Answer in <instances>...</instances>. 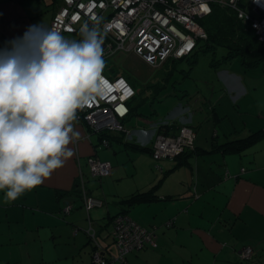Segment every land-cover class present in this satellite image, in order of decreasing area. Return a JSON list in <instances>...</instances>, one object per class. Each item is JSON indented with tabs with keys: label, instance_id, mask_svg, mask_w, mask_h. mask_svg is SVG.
<instances>
[{
	"label": "crops",
	"instance_id": "obj_1",
	"mask_svg": "<svg viewBox=\"0 0 264 264\" xmlns=\"http://www.w3.org/2000/svg\"><path fill=\"white\" fill-rule=\"evenodd\" d=\"M58 3L0 0V53L7 51L21 62L36 59L44 33L29 28L49 30ZM17 40L14 49L11 42ZM213 69L190 71L189 76H198L199 87L187 78L186 86H167L160 93L169 106L191 107L196 138L194 152L159 161V170L148 152L126 150L117 140L104 147L84 122L74 121L80 135L69 145L73 156L63 167L14 201L5 202L0 191V264H91L87 219L106 254L115 255L109 219L124 211L157 241L156 248L129 253L125 264H235L245 246L255 252L249 263L264 264V62L245 68L234 60ZM167 114L178 117L182 112L174 108ZM131 122L147 125L142 117ZM256 131L261 132L239 152L216 147ZM123 151L134 155L127 167L116 158ZM89 157L111 162L110 176L91 177ZM76 186H84L104 205L87 211L82 196L72 193ZM149 190L154 200L122 203ZM64 202L71 204L68 214L62 211Z\"/></svg>",
	"mask_w": 264,
	"mask_h": 264
},
{
	"label": "built area",
	"instance_id": "obj_2",
	"mask_svg": "<svg viewBox=\"0 0 264 264\" xmlns=\"http://www.w3.org/2000/svg\"><path fill=\"white\" fill-rule=\"evenodd\" d=\"M213 4L234 10L238 18L251 23L257 38L264 41V0H59L49 30L66 36L69 41L80 40L81 25L88 22L91 27L92 18H98L104 35V61L125 55L135 57L149 67L159 68L169 59L188 56L198 40L206 39V32L198 21L211 13ZM247 9H250L249 13ZM102 77L103 97H97L90 105L77 110L75 121H83L94 132L123 131L121 120L129 114L127 102L134 97L135 90L122 76L110 78L102 73ZM184 113L187 116L178 118L180 127L176 134H156L154 159H172L193 148L196 133L189 125L191 113L188 108ZM175 121L165 120L160 125H173ZM155 127L152 128L153 134ZM103 145L107 146V143L103 141ZM87 165L90 176L97 179L108 177L112 171L109 162L93 157L88 158ZM83 202L87 211L104 205L102 200L84 194ZM71 210V204L65 202L62 211L68 214ZM111 232L117 249L115 257L107 256L106 252L103 254L95 241L94 226L89 222L86 233L94 244L91 264L123 262L133 250H140L145 245L157 246L153 234L126 214L113 218ZM239 254L243 260H248L254 251L251 247H244Z\"/></svg>",
	"mask_w": 264,
	"mask_h": 264
},
{
	"label": "clouds",
	"instance_id": "obj_3",
	"mask_svg": "<svg viewBox=\"0 0 264 264\" xmlns=\"http://www.w3.org/2000/svg\"><path fill=\"white\" fill-rule=\"evenodd\" d=\"M69 41L43 25L37 58L0 53V191L14 201L42 184L73 156L77 110L103 97L104 35L100 19ZM28 32L25 33V38ZM13 48L19 41H12Z\"/></svg>",
	"mask_w": 264,
	"mask_h": 264
},
{
	"label": "trees",
	"instance_id": "obj_4",
	"mask_svg": "<svg viewBox=\"0 0 264 264\" xmlns=\"http://www.w3.org/2000/svg\"><path fill=\"white\" fill-rule=\"evenodd\" d=\"M249 11L250 9H247L248 13ZM198 23L205 30L206 35H207L206 39L198 40L195 44V48L188 56L184 58H180V59H169L159 68H154L155 70L157 69L162 70L163 68H166V71H161L159 78L158 79L156 78V80H151L152 77L147 79V81H150V84H148L146 87L147 90H149L148 96L143 95L144 90L142 89L138 90L134 85L131 84L132 87L134 86L133 89L135 90V95L131 100L127 102V106L129 108V114L121 120L123 131H113L114 133H116V135H111L110 131L94 132L86 125L88 128V132L90 134L97 135V140L99 144L103 145V141H105L107 143V146H104V145L103 146L108 147L109 145L108 141L117 140L123 145V148H125L126 150L128 149V150H133L137 152L146 151L150 154L151 158L154 161V164H153L154 169L159 170L160 167L158 165V162L161 160L167 159V158H162V159L157 160V159H154L153 157V144H154L156 134L158 135L163 134L166 136L176 134L178 132V128L180 127V124L176 119L181 118L182 115L186 117L187 115L186 113H184V111L187 108L190 110V113L192 110L189 105H186V104L183 105L180 103L176 107L175 105H173L170 112L174 110L175 108L177 109V112L178 110L182 112L181 116L177 117L176 114L175 115L167 114L163 118L159 117L155 120H152L151 116L155 112H152L151 114L147 116L145 115L146 113L141 110L142 106L146 104L147 102L148 103H153L155 101L161 102L165 97L161 96L160 93L163 90H166L167 86L173 89L176 87V85L183 84L187 78L192 79L195 82V84H197L199 82L198 76L196 77L189 76V73L193 68H195V64L197 62L199 53H203V54L211 53L214 56L217 49L223 50L222 55H220L218 59L212 56L213 59H211L210 61V68L212 69L214 68L213 71H216L217 68L222 69L224 67H227L228 64L232 63V61L234 60H239L240 64L245 68H253L261 64L262 62H264V41H260L257 38L255 31L251 27L250 22L238 18L237 13L234 10L230 9L229 7L221 6L219 4H213L211 6V13L208 16L200 19ZM179 61H186L190 67L188 69H184V68L173 69L175 68L174 66H176L175 64ZM169 67H171V69ZM175 75L177 78L174 77ZM117 76H121V75H116L114 77H117ZM211 76L212 78L214 76L212 72H211ZM203 77H205V75H203ZM189 96L191 95L189 94ZM135 117H142L143 119L148 120L147 125L145 126L134 125V123L131 121ZM165 120L169 122H172L173 120H176V121L173 123V125H166L162 127L160 123L164 122ZM189 120H190L189 125L195 131V128L193 127L191 123V116L189 117ZM129 122L131 124L129 125V127H126L125 124ZM154 125H156L157 128L155 127V132L153 134L152 128ZM260 132L261 131H256L252 133L248 138L229 141L228 143H225L221 146L219 145L216 147L222 148L223 151H227V152L229 151L239 152L243 150L245 147H247L251 143V141L260 134ZM194 144H195V140H194ZM194 150H195V146L193 145L192 149L185 150L182 154L179 155V157L182 155L184 156L186 154L194 152ZM177 158L178 156L172 159H177ZM109 163L111 164V162ZM111 167H113L112 164H111ZM244 171L245 169H241L242 173ZM103 178H106V177H103ZM103 178H100L98 180H101ZM78 187L79 186H76L75 190L72 193L78 192L82 196V198H83V194L88 197L96 198V197H93L84 186H82V188H78ZM96 199H100V198H96ZM154 199H155L154 194H152V192L149 190L147 192H142V193H133L129 195L128 197L124 198L122 200V203L127 206H132L137 203L149 202ZM102 201L104 202V200ZM120 214H126V213L124 211V212H119L116 215H120ZM116 215L112 216L109 219L111 228H112V220ZM89 222H92V221L90 219H87V226L84 229V232L87 236L89 244L93 246L94 245L93 241L91 240L90 236L86 233ZM75 230L77 232V229L74 228L73 234L76 233ZM147 231L151 232L150 230H147ZM111 233L112 232L110 231L109 236L112 241L111 245H113V247L115 248L116 254L115 255L106 254V255L115 257L117 255V249L114 245ZM98 240H99V236H97V233H96L95 241L98 242ZM156 244H157V241H156ZM148 247L156 248L157 246L152 247L151 245H145L142 249L133 250L131 252H138ZM245 247H250V246H245ZM240 251L238 252L239 261L238 263H235V264H251L249 262L255 255V252H254V255L250 259L243 260L240 257V254H239ZM126 256L124 257L123 262H117V263L125 264ZM214 264H222V263L215 262Z\"/></svg>",
	"mask_w": 264,
	"mask_h": 264
},
{
	"label": "rangeland",
	"instance_id": "obj_5",
	"mask_svg": "<svg viewBox=\"0 0 264 264\" xmlns=\"http://www.w3.org/2000/svg\"><path fill=\"white\" fill-rule=\"evenodd\" d=\"M64 38L66 39V36H64ZM222 53H223L222 49H217L214 56L211 53H209V54L208 53L207 54L199 53L198 58H197V62L195 64V68L199 71L202 69L210 68L211 59H213V57L218 59L219 56L222 55ZM175 65L176 66H174L175 68H173V69H177V68L188 69L190 67L186 61H179ZM169 68L171 69V67H169ZM161 71H166V68H163L162 70H159V69L155 70L154 68L149 67L146 64H144L139 59H136L135 57H132V56L127 57L125 55H119V56L117 55V56L113 57L112 59L105 61V68L103 70L104 74H106L107 76H110V77H114L116 75H121V76L125 77V79L130 84L134 85L138 90H141V89L144 90V94H143L144 96L149 95V90H147L146 87L148 84H150V81H147V79L151 78V77H152L151 80H156V78L158 79L159 75L161 74ZM174 77L177 78L176 75ZM186 85H187V83H184L182 86H186ZM177 86H180V84H178ZM195 86L199 87V83H198V85H195ZM167 102H168L167 98H164L161 102H156V101L153 103L147 102L146 104H144L142 106L141 110L143 112H145L146 113L145 115H147V116L149 114H151L152 112H155L151 116L152 120H155L159 117L163 118L165 115H167V113L172 109L171 107L173 106V105L169 106L167 104ZM125 154H126L125 152L121 155H119V153H118L116 158L119 160L120 163L124 162L125 166L127 167L134 162L132 159L134 155L129 153L131 156L128 157V155L126 154L127 159H125ZM135 161H137V159ZM137 163L144 164L142 161H139ZM110 200H112V199L110 198ZM114 211H115V209H114ZM111 229L112 228L110 226V230Z\"/></svg>",
	"mask_w": 264,
	"mask_h": 264
},
{
	"label": "water",
	"instance_id": "obj_6",
	"mask_svg": "<svg viewBox=\"0 0 264 264\" xmlns=\"http://www.w3.org/2000/svg\"><path fill=\"white\" fill-rule=\"evenodd\" d=\"M97 245L102 249L103 254H104L105 251H104V249H103V246H102L101 243H100V238H99V240H98V242H97ZM92 247H93V249H94V246H92Z\"/></svg>",
	"mask_w": 264,
	"mask_h": 264
}]
</instances>
